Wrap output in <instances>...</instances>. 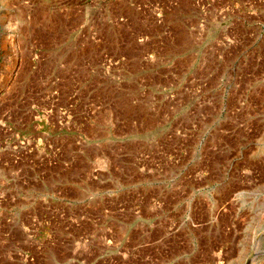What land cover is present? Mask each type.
<instances>
[{
    "label": "rangeland",
    "instance_id": "1",
    "mask_svg": "<svg viewBox=\"0 0 264 264\" xmlns=\"http://www.w3.org/2000/svg\"><path fill=\"white\" fill-rule=\"evenodd\" d=\"M0 264H264V0H0Z\"/></svg>",
    "mask_w": 264,
    "mask_h": 264
}]
</instances>
